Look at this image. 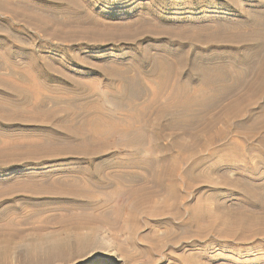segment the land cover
Wrapping results in <instances>:
<instances>
[{
	"label": "bare ground",
	"instance_id": "obj_1",
	"mask_svg": "<svg viewBox=\"0 0 264 264\" xmlns=\"http://www.w3.org/2000/svg\"><path fill=\"white\" fill-rule=\"evenodd\" d=\"M17 1L0 0V14L7 13L13 21L21 19L24 27L35 33L32 39L20 34V28L12 33L0 28V71L15 76L16 67H28L39 76L53 74L58 69L49 59H39L35 52L38 46L43 50L59 49L58 45L113 43L121 54L94 63L105 82L106 91L101 94L80 78L62 75L70 87L57 84L53 90L73 95L65 106H61L63 100L53 97L33 99L26 88L0 80V126H39L34 135L43 138L39 144H22L19 140L24 135L0 131L13 140L0 151V166L33 161L34 157L61 162L50 171L33 169L0 187V264H10L22 253L23 263L32 264L41 255L51 259L59 251L73 247L82 250L94 243L90 235H76L75 242L66 236L56 239L49 232L52 221L60 228L78 231L88 229L85 225L90 220L117 223L127 215V223H134L146 208L154 214L159 205L154 198L159 194H165L168 201L182 197L185 203L193 176L203 165L198 159L201 153H206L204 161L221 156L225 150L216 144L231 130L235 136L242 135L233 126L237 119L247 116L253 129L264 120V0H252L256 8H242L240 0H224L242 11L244 16L239 21H211L207 15L201 19H160L143 13L123 22L98 17L91 0H37L59 8L44 9L59 16L54 20L39 16L37 6L36 13L15 9L11 3L17 5ZM197 4L204 1L197 0ZM132 27L136 28L134 33L129 32ZM121 29L120 34H103ZM61 60L54 61L58 64ZM19 77L23 82L28 79L24 74ZM145 99L148 101L139 109L138 102ZM110 100L126 111V118L105 112ZM31 110L35 113L29 116ZM254 110L255 115H248ZM221 123L224 129L219 128ZM120 131L119 144L111 143L114 133ZM167 131L173 141L165 146L162 141ZM185 137L192 139L191 144ZM121 149L133 153L124 155ZM190 151L197 160L184 168ZM145 154L148 159L143 158ZM55 171L59 173L53 174ZM256 184L238 179L233 185L242 187L253 205L260 194ZM190 212L191 218L183 227L190 222L199 226L202 216L196 209ZM250 212L234 217L236 228L252 224ZM149 218L155 223V218ZM172 220L168 218L165 223ZM224 234L226 239L235 238L234 230Z\"/></svg>",
	"mask_w": 264,
	"mask_h": 264
},
{
	"label": "rangeland",
	"instance_id": "obj_2",
	"mask_svg": "<svg viewBox=\"0 0 264 264\" xmlns=\"http://www.w3.org/2000/svg\"><path fill=\"white\" fill-rule=\"evenodd\" d=\"M91 1L94 5L93 13L99 14L98 17L105 18L106 22H123L130 20L135 15H141L143 13L144 15L151 13L153 16L160 19L170 17L183 19L187 16L192 19H201L207 15L210 17L211 21H239L243 19L244 16L242 11L228 6L224 0H202L204 1L203 5H198L197 0ZM17 2H19V4L13 5L11 3V6L15 9L18 8L22 11L32 13H36L35 10L39 8L37 14L45 20H54L56 19L54 18L55 16L57 18L59 17L58 15L47 13L44 10L52 8L59 11V8L56 6L42 4L37 0H18ZM238 3L242 8L247 6L251 8L257 7V4L252 0H240ZM149 4L152 5L151 9L147 8ZM4 13L0 14L1 29L12 33L16 28H20L22 29L20 34L27 35L28 37L30 36L33 39L35 32L30 28L24 27L21 19L13 21L9 18L7 13H5V15ZM131 29L129 31L130 33H134L133 31L136 30V28L133 29V27ZM113 32H115V34L123 33L121 29L115 31L110 30L107 31V33L105 31L103 34L110 35ZM1 34L4 33L1 32ZM39 36L40 38L37 39L36 47L39 45L41 37H43L42 34L38 35V37ZM53 43L56 44L58 42L53 41ZM58 47L59 49L46 48L41 50L38 46L35 52L39 59L43 57L47 61L49 59V62L53 64L52 66H54L56 70H60L59 72H57V70L54 72L55 74L44 73L39 76L30 72L28 67H16L15 69L18 75L12 76L8 71L1 70L0 80H6L26 88L31 92L33 99L47 96L50 98H57L59 101L63 100V102L60 101L62 102L61 106H65V102H69L73 97L71 93H64L62 91L56 92L53 90V87L57 84L62 87L69 86L64 82L65 78H62V75L80 78L87 86L94 89L97 88L96 91L98 90L97 92L100 94L106 91L104 85H102L105 82L94 69V63L110 61L112 57L119 56L121 52H118V46L116 44L76 45L71 47L68 45H58ZM61 56L63 57L62 60ZM58 59L61 61L57 64L54 60ZM20 74L28 76V79L24 82L21 81L19 77ZM147 84L152 86L151 82ZM5 97H2V99L4 100ZM147 101L148 99L138 102L139 109L143 107ZM49 106L53 107V104ZM106 108L105 112L109 115H117L118 117L126 118V111H121L116 108L113 100H110ZM154 111L156 110L154 109ZM33 112L34 111L31 110L30 113L27 112V114H29V116L34 115L35 112ZM252 112V115L251 113H246V115L248 114L252 117L253 114L255 115L257 113V110ZM62 115L63 114L60 116L63 117ZM154 117L155 113L150 116L151 120ZM246 117L237 119L236 123L233 125L235 127L234 129L242 132L241 136H235L234 131L231 130L232 133L229 134L225 140L216 144L217 146L215 145L218 148L220 147L219 149L224 148L225 152L220 154L221 156L215 157L209 161H204L206 159V153H201V157H198V159L203 162V165L193 176L191 181L192 190L184 199L185 203H183L182 197H178L175 201H168L166 200L165 194H159L154 198L159 204L157 208L153 209L154 214H150L151 210H147L146 208L145 211L138 215L134 223H127V215L123 216L124 219L120 218L117 220V223H107L103 219L95 221L90 220L86 222L89 224L85 226L91 229H87L84 226L85 229L83 228L78 231L71 228H60V226L54 224L55 221H52V223H50L51 227L49 226V232L57 236L56 239L60 240L67 237L75 242L78 240L77 236L90 235V237H93V240L95 239L94 243L82 250L73 247L74 249L69 248L59 251V253L51 259L41 255V257H38L32 264H43L44 262V264H264V120L253 129L251 119L249 121ZM7 127L0 126V131H7L9 134H15L17 136L20 134L24 136L27 135L19 140L22 144H39L43 141L42 137L34 135V133L37 132V128H40L39 126L13 125L10 128ZM219 128L224 129L225 126L221 123ZM195 132H198V130H195ZM248 135H251V137H247ZM121 137V131L114 133L110 142L119 144ZM11 141L13 140H11L9 136L5 134L0 135V151L3 150L5 144ZM172 141L171 132H165L162 141L163 145L167 146ZM185 141L191 144L192 139L185 137ZM231 141L233 142L232 144ZM114 151H118V149ZM121 152L124 155H132L133 153L129 149H121ZM187 156L188 160L184 168L192 166L197 160V158L194 157L193 151H190ZM148 157L147 154L143 156L145 159H148ZM38 159L39 158L34 157L32 159L33 161L29 160L28 162H24L25 164L19 162L8 166H0V187L9 183L15 177L26 175L33 169L37 171L43 169L50 171L54 165L61 163L59 160L50 161L48 159H43L38 161ZM139 172L141 171L139 170ZM57 173H59V171H55L53 174ZM238 179L253 184L257 183L256 185H258L257 187L259 188L257 191L260 194L258 197L259 199L256 197L258 201L253 200L255 205L254 203L251 205L252 200L250 196L241 190L242 187L239 186L240 188H237L233 185ZM261 185H263V187ZM191 208L196 209L197 213L202 216L203 219L201 218L200 223L198 222L199 226H197L196 223L190 222V224L183 227V223H187L191 218L189 215L191 214ZM246 212H250L251 218L253 219L252 224L243 226L242 229L236 228L237 226L233 224L234 217ZM51 214L54 213L51 212L50 215ZM47 215H49V213ZM223 215L226 218H224ZM149 217L155 218V223H150L151 220ZM214 217H217L216 220ZM219 217L220 219H218ZM168 218H173L170 222L171 224L165 223ZM158 221L159 223H157ZM201 221L203 222L201 223ZM209 221L217 224L214 223L215 226L212 227L214 224H211ZM34 226L38 227L39 225L34 224L33 227ZM227 226L230 227L227 228ZM233 227L235 228L233 229ZM233 230L235 232V238L232 237V239L227 237L226 239L224 233L232 232ZM254 233H256V235ZM258 233L259 235H257ZM204 234L206 236H204ZM248 235L253 237H248ZM24 254L25 253L15 255V257L11 259L10 264H25L23 263L25 260Z\"/></svg>",
	"mask_w": 264,
	"mask_h": 264
}]
</instances>
